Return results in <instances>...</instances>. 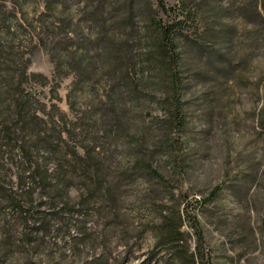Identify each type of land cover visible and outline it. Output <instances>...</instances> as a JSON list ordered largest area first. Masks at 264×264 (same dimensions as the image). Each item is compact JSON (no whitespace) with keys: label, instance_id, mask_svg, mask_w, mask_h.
I'll use <instances>...</instances> for the list:
<instances>
[{"label":"rangeland","instance_id":"1","mask_svg":"<svg viewBox=\"0 0 264 264\" xmlns=\"http://www.w3.org/2000/svg\"><path fill=\"white\" fill-rule=\"evenodd\" d=\"M165 1L181 133L157 0H0V264H264V0Z\"/></svg>","mask_w":264,"mask_h":264},{"label":"trees","instance_id":"2","mask_svg":"<svg viewBox=\"0 0 264 264\" xmlns=\"http://www.w3.org/2000/svg\"><path fill=\"white\" fill-rule=\"evenodd\" d=\"M158 8L164 13L165 17L168 19L158 25L159 35H160V45L163 51L166 53V58H164V66L162 71L166 75V81L170 88L171 94V106H172V115L174 120V125L176 127V131H183L185 126V114L183 110V90L185 86L184 77L182 74V53L179 52V37L177 36V24L180 20H173L170 22L171 18V8H169L166 4L165 0H157ZM103 4H105L103 2ZM52 59H65L67 55L60 54L59 50H51ZM95 61L93 68L96 69L99 61L97 58H90L88 62V67L91 66V63ZM35 75V74H34ZM47 80V78H44ZM54 107H57L56 104H53ZM60 120L64 122V124H68L67 115L62 113L60 116ZM55 122V120H53ZM176 144L179 147H182V141L180 138H176ZM220 191V187L216 186L209 194V199H213ZM185 211L189 216V209L191 208V202L189 200L186 201ZM191 220V225L194 228L195 232L198 235V238L201 239V232L199 229V225L197 219L192 217L189 218ZM182 225V218L179 214L178 216H165L162 223L158 226L157 231V243L160 245H168L175 240H180L182 236V232L180 227ZM197 254H184L183 258L186 256H190L191 260L195 261V256Z\"/></svg>","mask_w":264,"mask_h":264}]
</instances>
